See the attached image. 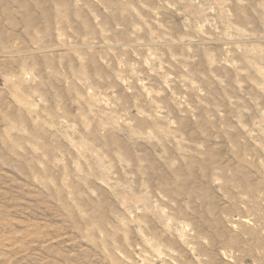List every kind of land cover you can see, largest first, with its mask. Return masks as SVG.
Here are the masks:
<instances>
[{"label": "rangeland", "instance_id": "rangeland-1", "mask_svg": "<svg viewBox=\"0 0 264 264\" xmlns=\"http://www.w3.org/2000/svg\"><path fill=\"white\" fill-rule=\"evenodd\" d=\"M0 264H264V0H0Z\"/></svg>", "mask_w": 264, "mask_h": 264}]
</instances>
